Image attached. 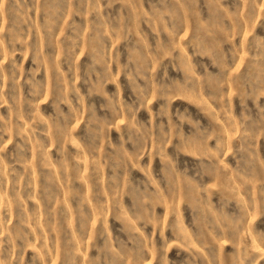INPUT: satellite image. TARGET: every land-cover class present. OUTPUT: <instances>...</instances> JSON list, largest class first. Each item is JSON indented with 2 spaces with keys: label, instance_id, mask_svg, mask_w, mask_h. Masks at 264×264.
Here are the masks:
<instances>
[{
  "label": "rangeland",
  "instance_id": "rangeland-1",
  "mask_svg": "<svg viewBox=\"0 0 264 264\" xmlns=\"http://www.w3.org/2000/svg\"><path fill=\"white\" fill-rule=\"evenodd\" d=\"M0 264H264V0H0Z\"/></svg>",
  "mask_w": 264,
  "mask_h": 264
}]
</instances>
